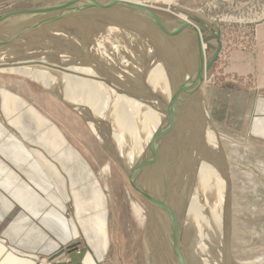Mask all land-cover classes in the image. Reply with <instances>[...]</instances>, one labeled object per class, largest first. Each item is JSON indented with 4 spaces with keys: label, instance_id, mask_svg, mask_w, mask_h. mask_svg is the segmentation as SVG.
<instances>
[{
    "label": "rangeland",
    "instance_id": "374dc122",
    "mask_svg": "<svg viewBox=\"0 0 264 264\" xmlns=\"http://www.w3.org/2000/svg\"><path fill=\"white\" fill-rule=\"evenodd\" d=\"M63 1L66 0H26L21 3H16V0H0V15ZM122 1L164 2V0ZM172 3L176 6V9H183L190 14H197L207 21L216 22L222 33V49L219 57L211 73L204 81L203 91L198 96L200 99V110L202 111L200 114L203 117L199 119L201 124L200 131L205 124L204 129L206 126L205 133L207 136H205L206 139H196L197 153L194 156V165L198 171H203L204 165H207L206 163L211 165L212 169L209 168L210 174L208 178L212 181H219V190L213 194L215 189L212 188L211 192L208 193L210 196L207 199L209 206L200 207L204 214H208L207 216L213 224L218 245H221L226 256H230L233 259V264H264V0H174ZM164 5H167V3ZM106 14H110V16H107L112 21L109 20ZM112 15L109 11H106V13L97 11L94 12L93 17H83L85 18L84 20L89 18L101 19L113 28L112 23L115 21L116 14ZM117 16L114 22L116 25L138 29L139 32H136L133 38L143 37L146 41L151 39L152 43L148 42L149 45L153 44L154 46L157 43L167 49L169 47L168 43H164L163 40H170L174 37L170 36L165 30V32L162 31L159 26L152 27L153 25L144 23L140 19L137 20V18L130 19V17ZM189 16L191 17V15ZM111 17L114 18L111 19ZM71 18L75 19L76 17H66L39 26H27L16 30L14 28L10 33L9 31L2 33L3 37L0 35V40H5L4 44L0 41V58L3 65L19 68V74H11L0 70V85H6L0 86V120L6 122L2 116L5 113L17 116L20 114L28 116L29 113L35 116L39 123L35 126L31 120V139L29 143H27L28 141L25 142V149H32V157L35 155L34 150L40 152L47 160L48 171L46 173L41 168L42 166L40 167L39 161L35 157L28 158L25 153V158H23L25 165L31 170V178L30 180L26 178V180L44 181V179H47V181H59V191L62 194L72 193L78 196L89 193L95 195L94 211H106V226L109 227L113 250L116 251V255L113 257L115 259L113 264H150L148 259L147 230L150 202L138 191L140 190L138 187H136L138 190L135 189V184L123 167L122 162L118 161L102 145L98 135L100 130L94 128L88 119L83 115L81 116L80 112L74 110L61 98L56 97L44 85L42 86L37 77L31 76V73H34L32 65L25 62L27 55H31L34 52L36 54L37 52L40 53L37 54L39 58L41 56L47 58L48 55L58 65L57 71H59L62 78L66 76L70 79L63 73L62 68H65L68 62L66 57H70L72 55L70 53H75V51L71 49V46L64 44L62 42L64 39L61 38L63 37L62 34L67 32L76 35L75 30L78 29L67 24ZM125 19L131 20L130 24ZM121 20L123 21L121 22ZM155 27L159 33L155 31ZM42 28H47V30ZM48 28L53 29V32L51 30L48 31ZM36 31H40V34ZM44 31L48 34L47 36L43 33ZM50 32L52 33L51 38L49 37ZM32 33L37 34V38ZM81 33L78 30L77 34L80 35ZM157 33L160 36L157 38L159 40L154 38ZM31 34L35 37V42H29L33 39ZM57 34H60L58 35L60 36L59 38ZM21 36L24 37L21 38ZM21 39H24L23 42ZM38 39H40L39 41L42 39L41 45L38 44ZM59 39L64 45L61 43L59 46ZM25 40L26 42H24ZM130 41L127 43L128 45H130ZM36 43L37 47L34 46ZM179 51L181 50L178 46L174 52L175 57L178 56L180 59L181 54ZM210 51H205L207 54L206 59L209 57ZM89 52L91 53L90 58H92V54L95 55L97 53ZM157 54L159 53L157 52ZM97 57L95 55L102 74L105 71L103 76L106 79V63ZM41 62L44 64L43 59ZM188 64L189 68L187 71L189 74L193 67V62L188 61ZM2 103L4 104L2 105ZM95 105H92V108L97 107V103ZM162 113L165 112L162 111ZM14 134V137L22 142L17 130H14ZM38 136H44L48 144L46 146L41 144ZM175 136L171 137L172 140L176 141V143L173 142L174 149H176V153L182 154L184 152V147L182 149L181 146L183 138L180 137L179 142L178 138L173 139L176 138ZM170 143L172 146V142L169 139ZM203 149L207 155L205 158L200 156V153L201 155L203 154ZM15 154V161L8 164L11 167L14 165L13 169L16 173H19L18 164L22 162V157L17 160L19 153L16 152ZM181 154L179 156L174 155L173 158H179L182 156ZM1 159H3L2 156ZM165 162L167 164L166 160ZM35 172L38 174V178L33 175ZM204 178L207 180L206 177ZM70 181H80V184L70 186ZM81 203L79 202L78 204ZM134 206H138L141 209V216L134 211ZM74 210L75 204L73 202L69 201L66 203V216L72 217ZM164 211L165 209L159 213L158 216L160 217L155 222L160 220L161 223L168 224L170 228L163 223L160 225L161 223L159 222L156 223L155 229L152 228V231H158L156 233L159 234L157 235L154 232L151 234V236L153 235V240L155 237L157 239L160 234L162 236L158 238L159 240L162 239V241L158 239L153 241V243L157 241L155 242L156 244L160 242L163 245L160 244V247L159 245L154 246L160 259L159 263L182 264V261L184 264H194L190 255L194 251L188 246V243L185 245L183 243L184 240H181L183 238L187 239L184 236H189L187 235L189 231L184 232L187 228L183 227V215L176 214L177 212L174 210L176 213L173 212V214L171 213L172 215L168 216L167 212L165 213ZM174 214L178 216V219ZM171 216L177 220H173ZM152 220L154 221V217ZM172 223H174V226ZM181 229L184 233H181ZM193 230L191 237L194 238L196 232H193ZM162 231H164L163 235ZM170 232H173L172 234L174 235H171ZM177 237L181 240L180 242L184 248L180 242V244H177L178 246L168 247V243L172 244V240L174 238L177 239ZM163 240L168 242L167 246ZM206 240L201 238L199 243L204 244ZM217 250L222 254L220 247ZM179 253L181 254L180 262L178 261ZM227 262V264H230L228 260ZM195 263L203 264L200 256H198Z\"/></svg>",
    "mask_w": 264,
    "mask_h": 264
},
{
    "label": "bare ground",
    "instance_id": "6f19581e",
    "mask_svg": "<svg viewBox=\"0 0 264 264\" xmlns=\"http://www.w3.org/2000/svg\"><path fill=\"white\" fill-rule=\"evenodd\" d=\"M172 1L174 0H164L163 3H152L149 1L128 2L148 6L156 10L173 14L182 20L191 21V17L189 16L190 13L183 12L178 8L176 9V6H174ZM166 3L167 5H164ZM117 15L119 14H116V18L118 17ZM80 17L83 16H76L75 19L71 18L67 24L74 26L80 30V33H82L78 35V30H75L76 35L67 32L62 34L63 37L61 38L64 39L62 41L64 44L71 46V49H74L75 51V53H70L72 54L70 57L65 56L68 58V62L65 68H62L63 73L70 77V79L66 76L62 78L59 71H57L58 65L53 61L54 59L50 58V56L48 57V55L47 58L44 56L39 58L37 56L39 52H37V54L34 52L31 55H27L28 57L25 59L26 61L24 60L26 63L32 65L34 73H31V76L37 77L42 86L44 85V87L49 89L56 97L61 98L74 110L80 112L81 116L83 115L88 119L89 123H91L94 128L100 130L98 135L102 145L109 150L118 161L122 162L123 167L126 169L135 186L138 187L140 191L146 193L150 198L166 196L167 205L164 212H167L169 216L175 212L174 210H176V214L183 215V220H180L184 221L183 227L187 228L184 232L189 231V234H187L189 236H184L187 237V239L185 238L186 241L184 238L181 240H184L183 243L185 245L188 243V246L194 251V254L192 253L193 256L190 254L194 264H196L195 261H197L198 256H200L203 264H227V256L224 254L221 245H218L216 231L214 232L213 230V224L207 216L208 214H204L200 207H206V205L209 206V201H207V199L210 196L208 193L211 192L212 188L215 189H213V194L219 190V181H212L208 178V175L210 174L209 168L212 169L211 165L208 163L204 162L207 165H204L205 167H203V171L200 172L197 170L194 165V156L197 153V147L195 146L193 148V152H190L188 148V140L190 142L192 139L191 141L195 142L196 139H206L205 136H207L205 133L206 126L204 129L205 124L201 131L200 124L199 129L194 131V135H192L190 139L187 138L188 129L192 130L196 128L193 125H190L188 128V120L190 116L196 114L197 104L194 101H192V104L188 101L189 94L187 90V82L189 79L187 71L189 68L188 61H194V39L187 34L176 37V39L173 37L170 40L168 39L169 41L162 39L163 42L168 43L169 46L165 49L157 43L154 44V46L153 44L149 45L148 42L152 43L150 38H148L150 39L149 41H146L143 37L133 38V36L135 37L136 32H139L138 29L134 28V32V29L129 28L128 26L123 27L118 24L116 25L114 23L116 18L113 23L111 22L114 26L111 28L107 22H104L101 19L89 18L84 20V17ZM112 18L114 17H111V19ZM126 20L127 19H125V21ZM122 21L123 20H121V22ZM130 21H128V24H130ZM45 29L47 30V28H44L43 30ZM49 30L51 29L48 28V31ZM162 31H164V29H162ZM39 32L37 33L40 34ZM51 32H53V29ZM51 32L49 33L50 38L52 37ZM133 32L134 34H132ZM43 33H45V31ZM158 33L156 37L154 36L155 39L160 37ZM161 33L163 34V32ZM32 34L34 35L35 33ZM45 34L46 36L48 35L47 33ZM53 34L55 35V33ZM60 34H57L58 38L60 37L58 36ZM0 35L2 36L3 34ZM34 36L36 37L37 34ZM34 36L32 37L33 39H35ZM22 37L24 36H21V38ZM26 40L24 42H26ZM31 40L29 41L28 39L27 41H36V39L33 41ZM39 40L40 39L37 40L39 42L38 44L41 45L42 39L41 41ZM0 41L3 43L5 40ZM129 41L130 45L127 44ZM62 42L60 40L59 46ZM34 46L37 47V43L36 45L34 44ZM174 46H179L181 50L179 51L181 54L180 59L178 56L175 57L174 50L176 47ZM128 49L132 51H128ZM207 50L206 44H203V52L205 53ZM89 51H93V53L97 52L98 55L96 53V57L98 56L97 58H101L102 61H105L106 79L103 76L105 71L103 70L104 72L102 74L99 62L95 59V55L93 54L91 56L92 58H90L91 53ZM157 52L159 54H157ZM56 54L58 56V53ZM206 56L207 54L205 53V57ZM40 59L41 61L42 59L44 60V64H42ZM0 70L11 74H19L18 67L4 66L1 58ZM96 103L97 107L92 108V105H95ZM162 111L165 113H162ZM156 112L160 117H158ZM200 112L202 111L200 110ZM206 131L208 132V130ZM173 135H176V138L173 139L178 138L179 142L180 139L183 138L181 146L182 149L184 147V152L182 154L176 153V149H174L173 142L176 143V141L172 140L171 137H173ZM169 139L172 142V146L171 143L169 144ZM178 145L180 144L178 143ZM179 154L182 156L179 158L176 157L175 159L173 158L174 155L179 156ZM200 156H204V158L207 156L204 149L203 154L201 155L200 153ZM169 158L171 159L169 160ZM165 160L168 165L165 164ZM204 177H206L208 181ZM134 208L137 215L141 216V209H139L138 206H134ZM158 215L157 210L154 209L147 218L149 221L147 225H149V227L151 226V229L156 226V223L160 222V220L159 222H155V220L157 219L158 221V217H160ZM174 216L178 219L177 215L174 214ZM153 217L154 221L152 220ZM137 218L139 217L137 216ZM163 220L165 219L163 218ZM173 220L175 219L173 218ZM153 223L154 225H152ZM162 223L160 225H162ZM163 224L165 225L166 223ZM172 224L174 226V223ZM167 225L168 224H166V226ZM219 227L221 228L220 225ZM192 229H194L193 232H196L194 238L191 237ZM152 232L157 235L159 234L156 233L158 231ZM163 232L164 231H162V235L164 234ZM175 232H177V230H175ZM184 232L182 230L181 233ZM172 233L171 235H174ZM155 234L154 236H156ZM161 237L160 234L158 238ZM166 238L168 241L167 236ZM201 238L207 239L204 244L199 243ZM154 240L152 239V241ZM181 240L177 237V239L174 238L172 240L173 242L171 241L172 244L170 242L169 244L164 240L163 242L166 246L168 243V247H173L180 244ZM159 241H162V239ZM160 244V242L158 244L155 243L154 246L159 245L160 247ZM219 247L222 249V254L217 250ZM166 249L168 250V248ZM186 253L188 254V252Z\"/></svg>",
    "mask_w": 264,
    "mask_h": 264
},
{
    "label": "crops",
    "instance_id": "0c3cea01",
    "mask_svg": "<svg viewBox=\"0 0 264 264\" xmlns=\"http://www.w3.org/2000/svg\"><path fill=\"white\" fill-rule=\"evenodd\" d=\"M2 116L6 122L0 120V264H113L116 251L106 226V211H94L95 195L62 194L59 181H27L31 170L25 165V153L48 171L40 152L34 150L32 157V149H25L31 139V120L35 126L39 122L29 113ZM14 130L22 142L14 137ZM38 137L41 144H48L44 136ZM16 152L17 160L22 157L19 173L8 164L15 161ZM33 175L38 178L36 172ZM69 201L75 204L72 217L65 213Z\"/></svg>",
    "mask_w": 264,
    "mask_h": 264
},
{
    "label": "water",
    "instance_id": "95a60500",
    "mask_svg": "<svg viewBox=\"0 0 264 264\" xmlns=\"http://www.w3.org/2000/svg\"><path fill=\"white\" fill-rule=\"evenodd\" d=\"M26 0H16V3H21ZM109 11L112 14H119L123 17L137 18L144 23H149L153 26H159L164 29L170 36L179 37L184 34L190 35L194 39V61L193 67L189 71V79L187 82L188 99L196 102V114L190 116L188 128L193 125L194 129H188L187 138L194 135V131L199 129L201 119L200 116V99L199 94L203 91L204 81L211 73L222 49L221 30L216 22H210L201 16L191 13V21L182 20L181 18L160 10L153 9L148 6L139 5L136 3L122 0H66L59 3L49 4L37 8L13 11L0 15V34L8 32L12 29H21L27 26H39L46 23H51L58 19L76 16H92L94 12ZM183 12H188L181 9ZM110 15V14H106ZM109 17V16H107ZM203 44L207 45V49L211 50L209 57L206 59L203 52ZM191 128V127H190ZM189 136V137H188ZM192 140V139H191ZM189 142L188 148L193 152L196 146L194 141ZM133 183V182H132ZM134 185V184H133ZM135 189L136 186H134ZM138 190V189H137ZM149 202L150 213L154 209L159 214L166 209V196H158L150 198L143 191L138 190ZM152 229L148 225V259L150 264H160L157 251L152 241ZM180 253L178 261L180 262ZM230 264H233V259L227 256ZM182 264H184L181 261Z\"/></svg>",
    "mask_w": 264,
    "mask_h": 264
}]
</instances>
